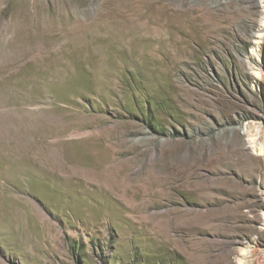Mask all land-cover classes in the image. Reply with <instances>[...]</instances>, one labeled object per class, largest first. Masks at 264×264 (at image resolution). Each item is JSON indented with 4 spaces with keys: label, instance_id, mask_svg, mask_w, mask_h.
<instances>
[{
    "label": "rangeland",
    "instance_id": "rangeland-1",
    "mask_svg": "<svg viewBox=\"0 0 264 264\" xmlns=\"http://www.w3.org/2000/svg\"><path fill=\"white\" fill-rule=\"evenodd\" d=\"M261 4L0 0V264H264Z\"/></svg>",
    "mask_w": 264,
    "mask_h": 264
},
{
    "label": "bare ground",
    "instance_id": "bare-ground-1",
    "mask_svg": "<svg viewBox=\"0 0 264 264\" xmlns=\"http://www.w3.org/2000/svg\"><path fill=\"white\" fill-rule=\"evenodd\" d=\"M252 3H253V1H252ZM261 3H262L261 7L263 8L262 12L264 14V0H261ZM263 18H264V16H263ZM256 31H257L256 32L257 34L255 36V40H254L253 43L255 44V46L258 47L261 42H264V40H263V37H264V20L261 21V23L259 24L258 29ZM256 75H255L256 77H262L264 75V72L263 71H258V73L256 72ZM250 139H251L250 142L252 144H255V146H256V153L257 154H264V149L262 148L261 144H257L256 138L255 137H253V138L251 137Z\"/></svg>",
    "mask_w": 264,
    "mask_h": 264
}]
</instances>
